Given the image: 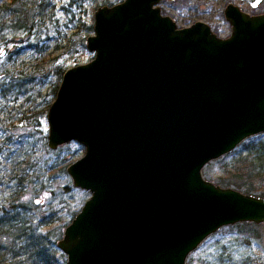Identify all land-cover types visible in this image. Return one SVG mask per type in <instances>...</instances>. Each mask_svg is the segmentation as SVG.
Instances as JSON below:
<instances>
[{
    "label": "water",
    "instance_id": "95a60500",
    "mask_svg": "<svg viewBox=\"0 0 264 264\" xmlns=\"http://www.w3.org/2000/svg\"><path fill=\"white\" fill-rule=\"evenodd\" d=\"M162 1L100 7L95 58L64 73L48 111V145L85 147L68 173L92 192L58 242L67 264H186L222 227L264 223V197L203 176L264 133V14L229 4L222 39L178 28Z\"/></svg>",
    "mask_w": 264,
    "mask_h": 264
},
{
    "label": "rangeland",
    "instance_id": "374dc122",
    "mask_svg": "<svg viewBox=\"0 0 264 264\" xmlns=\"http://www.w3.org/2000/svg\"><path fill=\"white\" fill-rule=\"evenodd\" d=\"M123 1L0 0L2 219L19 210L28 225L51 232L52 238L62 233V238L91 198L92 192L74 186L68 173L69 166L85 156V147L70 142L50 148L48 111L64 73L95 58L87 47L95 32V12ZM229 4L250 15L264 14V1L259 9L244 0H163L159 7L178 28L203 21L223 39L233 32L225 18ZM263 172L264 133L203 168L205 180L258 197H264ZM56 248L66 261L65 253ZM186 264H264V223L222 227L190 253Z\"/></svg>",
    "mask_w": 264,
    "mask_h": 264
},
{
    "label": "trees",
    "instance_id": "16d2710c",
    "mask_svg": "<svg viewBox=\"0 0 264 264\" xmlns=\"http://www.w3.org/2000/svg\"><path fill=\"white\" fill-rule=\"evenodd\" d=\"M20 212H9L12 216L5 220L0 217V264H67L56 248L62 233L52 238L51 232L42 233L28 225Z\"/></svg>",
    "mask_w": 264,
    "mask_h": 264
},
{
    "label": "built area",
    "instance_id": "2783aa9c",
    "mask_svg": "<svg viewBox=\"0 0 264 264\" xmlns=\"http://www.w3.org/2000/svg\"><path fill=\"white\" fill-rule=\"evenodd\" d=\"M259 9V8H258Z\"/></svg>",
    "mask_w": 264,
    "mask_h": 264
},
{
    "label": "flooded vegetation",
    "instance_id": "af4514ba",
    "mask_svg": "<svg viewBox=\"0 0 264 264\" xmlns=\"http://www.w3.org/2000/svg\"><path fill=\"white\" fill-rule=\"evenodd\" d=\"M260 6V5H259Z\"/></svg>",
    "mask_w": 264,
    "mask_h": 264
}]
</instances>
